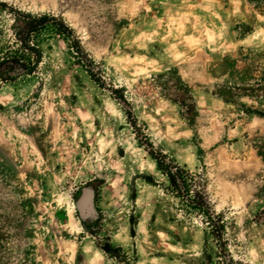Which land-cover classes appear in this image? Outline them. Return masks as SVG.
Wrapping results in <instances>:
<instances>
[{
	"label": "rangeland",
	"instance_id": "obj_1",
	"mask_svg": "<svg viewBox=\"0 0 264 264\" xmlns=\"http://www.w3.org/2000/svg\"><path fill=\"white\" fill-rule=\"evenodd\" d=\"M1 1L62 17L104 86L49 35L39 73L0 85V264H118L88 231L131 264H223L122 106L197 175L234 264H264V0Z\"/></svg>",
	"mask_w": 264,
	"mask_h": 264
},
{
	"label": "trees",
	"instance_id": "obj_2",
	"mask_svg": "<svg viewBox=\"0 0 264 264\" xmlns=\"http://www.w3.org/2000/svg\"><path fill=\"white\" fill-rule=\"evenodd\" d=\"M0 11L9 19L7 25L0 27V85L13 84L39 73L45 58L43 44L49 35L64 41L70 56L84 68L91 80L99 87L104 86V82L91 69L93 62L88 59L74 30L62 17L20 11L1 0ZM111 93L114 99L129 106L118 89H113ZM122 109L139 146L155 161L158 171L167 181L163 187L164 193L178 199L181 205L196 211L202 217L205 229L217 249V256L223 260V264H234L228 254L227 223L224 214H214L208 196L197 187V175L178 164L161 149L155 148L145 128L137 125L131 110L124 106ZM142 179L150 185H156L148 175ZM99 185H103V182ZM100 221L101 219L95 223L92 220L91 225H99ZM256 221L264 222V209L256 215ZM82 226L87 230L90 225L82 222ZM88 234L94 239L96 248L108 259L115 260L118 264H131L125 254L123 259L115 257L114 254L122 252V249L120 246H114L109 238L99 240L98 233L88 231Z\"/></svg>",
	"mask_w": 264,
	"mask_h": 264
}]
</instances>
